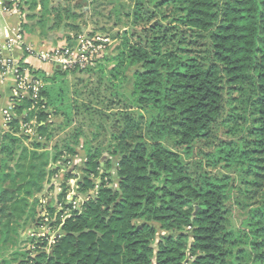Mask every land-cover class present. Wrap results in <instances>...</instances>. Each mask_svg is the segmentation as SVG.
<instances>
[{"label":"trees","instance_id":"trees-1","mask_svg":"<svg viewBox=\"0 0 264 264\" xmlns=\"http://www.w3.org/2000/svg\"><path fill=\"white\" fill-rule=\"evenodd\" d=\"M132 1L133 26L146 8L147 19L157 21L135 42L124 32L117 54L104 59L111 96L123 106L114 115L121 131L112 134L107 155L99 146L82 148L83 177L74 192L88 200L72 210L64 187L62 210L46 209L60 230L49 252L42 237L3 264L18 256V264H264V0ZM48 4L18 0L23 30L60 28L59 13L45 22ZM199 40L204 59L195 49ZM18 66L43 85L35 100L29 92L11 99L12 116L0 131V253L15 244L18 228L37 223L36 196L47 174L57 172L46 171L48 164L69 163L65 155L76 156L83 136L76 128L72 145L52 155L38 142L23 143L20 128L31 120L37 136L50 139L49 111L64 125L72 121L64 78L75 70L56 67L46 77ZM195 151L200 159L190 165L185 159Z\"/></svg>","mask_w":264,"mask_h":264},{"label":"rangeland","instance_id":"rangeland-1","mask_svg":"<svg viewBox=\"0 0 264 264\" xmlns=\"http://www.w3.org/2000/svg\"><path fill=\"white\" fill-rule=\"evenodd\" d=\"M77 4H79L78 0H49L48 8L50 12L46 14L45 22H51L56 13H59L63 20L59 29H49L48 31L56 33L55 30H65L70 31L72 35V27L70 28V23L72 25V16L70 17L69 10H72L73 5ZM51 7L53 8L52 10ZM91 7L93 9V17L88 19L89 23H92L91 25L95 24L94 27H98V30L92 35L105 36L108 38L109 44L93 67L89 68V70H83L82 72H69L64 78L65 97L67 103L70 105L69 108L71 109L70 114L72 121L64 125V121L60 122L59 119V122H56L55 126L51 128L50 139L47 143L44 142L45 144L39 143L37 137L34 136L31 131H29V134L25 132L22 133L25 137L23 143L27 145V147L31 148L33 143L38 142L40 144L38 148L39 151H48V153L52 155L57 150L64 151V145H72L70 136H73L74 130L79 128L83 136L80 138V143L74 148L78 149V153L84 156L79 158V162H76L75 159L77 158L65 155V159L71 158V161L67 164L58 162L54 164L50 161L46 171L57 170V172L52 176L48 175L49 173L47 172L48 174L43 182V190L36 196L41 203L36 210L37 215H35V221H37V223H29L24 228H18V234L14 236L15 244H9L7 249H4L0 253V264H3V261H11V259H13L12 254L15 253V251L18 255L26 251H32L33 244L38 241L39 237L48 235L49 232L52 233H50L51 236L59 234L60 231H56L57 228L51 226L55 221L56 215H53L52 218L48 217L49 215L46 209L47 207H53L56 213L61 211L62 208L58 196L61 194L64 187L69 189L67 196L75 190L77 185L76 182L72 181V179H67L66 181V174L72 175L73 173V176L81 180L83 177L81 168L85 159V154L82 150L84 145L86 144L89 147L99 146L103 150L104 155H107L108 148L113 145L114 138L112 134H118L119 131H121V123L114 120V115L116 112H121L123 106L119 102L120 97L111 96L112 93H115V89H113L111 84L107 81V77L109 76L108 71L111 66L105 63L104 59L112 58L117 54L115 49L119 45L120 38L124 32H128L129 37L133 34L134 37L130 38L131 41L135 42L137 38H141L140 32L148 30L151 26L156 24L157 17L147 19L150 15V11L146 8V11H144L142 16L141 14L139 15L140 19L135 26H133L132 0H95L91 3ZM54 8L57 9L54 10ZM36 11H39V9L37 8ZM82 20L85 21V18ZM88 20L86 21L88 22ZM66 23H68L67 27H65ZM199 41H201L202 44L197 45L195 49L201 52L199 56L201 59H204L206 57V53H204L206 50V43H204L205 40ZM204 62L207 64L208 60L206 59ZM100 65H103L106 69L103 76L99 71ZM129 74L130 73H127V75ZM130 83L131 80H128V82L122 85L121 91L128 94L131 89ZM72 106L75 109L73 112ZM70 109L67 110L69 111ZM72 113H75V115L73 116ZM119 118L120 117H118V119ZM3 127L4 126H2L0 122V131L4 129ZM223 131L224 129H221L217 133L219 139L222 140L227 138L224 137ZM25 134H27V136ZM167 146L171 147L170 143H167ZM203 151L209 152V148L204 147ZM199 159L200 157L197 156L195 151L193 157L185 159V161L190 165H194ZM210 171L214 172L215 170L212 169ZM67 213H69L68 210ZM45 216H47L46 218L49 220L47 223L48 225L39 221L40 218L45 221L43 218ZM238 218H240V215H237V211H235L233 220L237 225L239 223ZM50 239L51 237H49V240ZM49 248L50 247L47 246L45 251L49 250ZM18 258L20 259L13 264H18L21 261V257L18 256Z\"/></svg>","mask_w":264,"mask_h":264},{"label":"crops","instance_id":"crops-1","mask_svg":"<svg viewBox=\"0 0 264 264\" xmlns=\"http://www.w3.org/2000/svg\"><path fill=\"white\" fill-rule=\"evenodd\" d=\"M91 2L92 0H78L79 4L73 5L72 12L75 13V18L72 19V24L78 25L79 28L78 31L72 30L71 35L70 31L65 30H55L56 33H52L48 30L44 32L38 29H32L30 31L23 30L22 25L26 23L24 16L13 11L7 0H0V57L2 60L11 61L16 65H27L32 70L43 72L46 77L52 76L56 67L41 62L37 58L36 52L51 51L54 48L63 46H73L79 35H92L95 33L98 27H94L95 24L91 25L92 23H89L88 20L93 17ZM78 6H81V8H77ZM82 17L85 18V21L82 20ZM86 20H88V22ZM14 86L15 81L12 74L9 72H0V122L2 126H4L2 112L4 109H7L11 103ZM51 113L52 112L49 111V132L51 128L55 126V123L59 122V119L60 122L64 121L63 116L59 114L52 115ZM34 124V120H31L29 123L25 124L27 125L26 127H24V125L21 126V133L25 132L27 129L37 137L39 143H47L45 137L41 138L34 132ZM25 135L27 136V134ZM75 151L76 156L74 158H77L75 159L77 162L79 158H82L84 155H80L81 153H78V149H75ZM68 159L71 161V158ZM71 179L76 182V184L78 183L79 179L75 176Z\"/></svg>","mask_w":264,"mask_h":264},{"label":"built area","instance_id":"built-area-1","mask_svg":"<svg viewBox=\"0 0 264 264\" xmlns=\"http://www.w3.org/2000/svg\"><path fill=\"white\" fill-rule=\"evenodd\" d=\"M7 2L11 5L13 11L20 14L18 10V0H7ZM108 44L109 40L105 36L81 34L77 37L76 43L73 46L58 47L52 49L51 51H38L36 52V56L41 62L52 65L53 67H59L70 71H83L95 65L101 57L102 52L106 50ZM0 72H9L14 78L15 86L12 91V98H16L19 95H25L28 92L33 100L38 98V94L43 83L38 79H32L27 70H23L20 73L18 65L12 63L11 61H4L0 57ZM2 115L5 125L9 122L12 116V103H10L7 109L3 110ZM26 126L27 125H24V127ZM25 133L29 134L30 132L26 129ZM74 191L75 190L67 196L68 203L71 205L72 210H80V207L88 200V197H77ZM46 217L47 216L43 217L45 221L42 220V222L48 225L47 223L49 220ZM68 217H70V212L67 213V211H65L61 219L64 220ZM58 230L59 227L56 231ZM50 233L51 232H49L48 235L43 236H47L49 247L54 244L55 237L58 235L51 236L52 233ZM49 237H51L50 240ZM47 252H49V250H47Z\"/></svg>","mask_w":264,"mask_h":264}]
</instances>
